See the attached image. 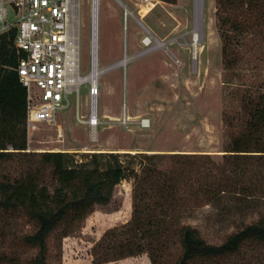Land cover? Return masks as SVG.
<instances>
[{
  "label": "rangeland",
  "instance_id": "obj_1",
  "mask_svg": "<svg viewBox=\"0 0 264 264\" xmlns=\"http://www.w3.org/2000/svg\"><path fill=\"white\" fill-rule=\"evenodd\" d=\"M126 11L131 15L127 17ZM216 12V0H177L174 5L156 0H99L100 66L107 69L128 60L125 67L109 69L100 78V125L93 132L77 120V97L72 94L56 121L39 124L31 132L28 152H68L78 160L84 153L190 152L210 153L219 160L239 124L242 98L264 95V40L259 37L264 28L248 27V39L239 46L241 62L228 70ZM79 18L81 75L87 76L90 0H80ZM196 32L200 41L195 54ZM149 37L151 43L146 45ZM89 100L88 89L82 87L80 111L86 118ZM14 162L0 165V180L6 169L19 173L20 162ZM132 191L133 181H123L112 202L95 207L80 231L61 242L53 237L50 264H94V245L107 231L131 220ZM249 211L256 213L223 217L206 207L184 222L200 229L209 243L219 245L241 221L257 220L264 208ZM25 224L22 217L7 218L0 211V264L4 257L19 258L25 264L35 254L19 243ZM254 261L264 264V245H247L228 264ZM107 264L152 262L142 255Z\"/></svg>",
  "mask_w": 264,
  "mask_h": 264
},
{
  "label": "trees",
  "instance_id": "obj_2",
  "mask_svg": "<svg viewBox=\"0 0 264 264\" xmlns=\"http://www.w3.org/2000/svg\"><path fill=\"white\" fill-rule=\"evenodd\" d=\"M216 2L223 64L232 70L241 62L248 27L264 28V0ZM259 33L264 40V30ZM16 34H0V165L20 162L17 175L6 169L0 180V211L26 220L18 240L35 254L25 264H50V240L80 231L125 180L133 181L132 218L94 245V264L142 255L152 264H228L247 245H264V211L251 223L241 221L219 245L184 222L206 207L223 217L264 208V95L242 98L239 124L219 160L190 152L84 153L80 160L68 152H28L27 91L17 73ZM3 261L22 264L19 258Z\"/></svg>",
  "mask_w": 264,
  "mask_h": 264
},
{
  "label": "built area",
  "instance_id": "obj_3",
  "mask_svg": "<svg viewBox=\"0 0 264 264\" xmlns=\"http://www.w3.org/2000/svg\"><path fill=\"white\" fill-rule=\"evenodd\" d=\"M80 0H0V34L16 29L17 73L27 91V132L56 121L76 94L77 120L96 131L100 125L99 0H90V73L81 75ZM13 21L10 22V16ZM89 95V116L80 111L81 88ZM126 115V114H125ZM124 124L128 118L124 117Z\"/></svg>",
  "mask_w": 264,
  "mask_h": 264
},
{
  "label": "bare ground",
  "instance_id": "obj_4",
  "mask_svg": "<svg viewBox=\"0 0 264 264\" xmlns=\"http://www.w3.org/2000/svg\"><path fill=\"white\" fill-rule=\"evenodd\" d=\"M143 14V13H142ZM127 17L129 16V15H131V13L129 12V11H126V14H125ZM151 38L149 37L148 38V40L145 42V44L146 45H149L150 43H151V40H150ZM199 41H200V38H199V34L196 32V33H194L193 34V48H194V50H195V54H196V51H197V47H198V45H199ZM127 58V57H126ZM127 61L128 60H124L122 63H121V66H123V67H125L126 66V64H127ZM118 152V151H117ZM119 153H121V152H119ZM131 153H135L134 151H132ZM155 153V152H154Z\"/></svg>",
  "mask_w": 264,
  "mask_h": 264
}]
</instances>
